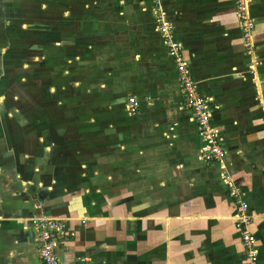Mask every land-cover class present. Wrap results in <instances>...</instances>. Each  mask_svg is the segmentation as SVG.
<instances>
[{"label": "crops", "instance_id": "0c3cea01", "mask_svg": "<svg viewBox=\"0 0 264 264\" xmlns=\"http://www.w3.org/2000/svg\"><path fill=\"white\" fill-rule=\"evenodd\" d=\"M115 2L117 17L94 14L87 21L96 46L132 56L116 66L130 72L135 86L127 96L137 100L138 111L107 145L114 160L105 167H113L98 182L110 190L61 192L59 176L45 174L38 158L21 154L10 161L0 170V264H41L29 225L41 215L64 219L75 231L55 250L60 264H243L223 175L247 204L257 264H264V0L247 3L254 25L250 54L241 46L235 0L158 2L222 138L225 156L217 164L199 159L195 126L177 107L179 89L156 30L155 1ZM60 3L72 6L73 16L113 7L110 0Z\"/></svg>", "mask_w": 264, "mask_h": 264}, {"label": "rangeland", "instance_id": "374dc122", "mask_svg": "<svg viewBox=\"0 0 264 264\" xmlns=\"http://www.w3.org/2000/svg\"><path fill=\"white\" fill-rule=\"evenodd\" d=\"M60 1L0 0V170L23 154L58 175L61 192L105 193L111 184L101 185L99 176L110 173L113 166L105 165L114 160L106 148L128 123L122 106L135 86L116 63L132 56L105 52L90 36L93 16H118L115 0L108 12L91 7L86 16H73Z\"/></svg>", "mask_w": 264, "mask_h": 264}, {"label": "built area", "instance_id": "2783aa9c", "mask_svg": "<svg viewBox=\"0 0 264 264\" xmlns=\"http://www.w3.org/2000/svg\"><path fill=\"white\" fill-rule=\"evenodd\" d=\"M120 2L126 0H118ZM155 1L156 30L160 34L166 56L171 61L175 73L176 84L179 89L180 99L177 107L189 116L194 124L198 139L201 144L199 159L204 163L217 164L224 159L225 151L219 131L211 125L207 101L202 97L192 79L187 63L182 55L180 44L174 39L169 23L164 20L158 2ZM248 0H235V17L240 31L241 46L245 54L252 52L250 42L253 31V21L248 14ZM256 61V62H255ZM258 63L254 60L253 64ZM124 111L127 116H134L138 111V102L133 96H128L125 101ZM264 126V114L262 117ZM222 182L227 196L234 205L233 224L243 250V264H257V250L255 239L248 230L251 216L247 204L242 200L238 189L227 175L222 176ZM37 209V206H33ZM83 224V221H80ZM29 225L34 231V242L37 258L41 264H60L55 250L65 245L74 237L75 231L68 227L67 221L59 218H49L43 215L31 218ZM82 264H93L88 259L81 260Z\"/></svg>", "mask_w": 264, "mask_h": 264}, {"label": "trees", "instance_id": "16d2710c", "mask_svg": "<svg viewBox=\"0 0 264 264\" xmlns=\"http://www.w3.org/2000/svg\"><path fill=\"white\" fill-rule=\"evenodd\" d=\"M118 1V0H117Z\"/></svg>", "mask_w": 264, "mask_h": 264}]
</instances>
